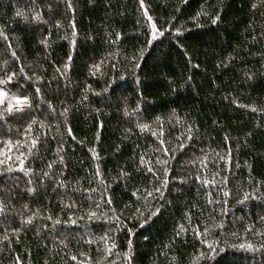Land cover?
<instances>
[{"label": "trees", "instance_id": "obj_1", "mask_svg": "<svg viewBox=\"0 0 264 264\" xmlns=\"http://www.w3.org/2000/svg\"><path fill=\"white\" fill-rule=\"evenodd\" d=\"M0 90V264H264V0H0Z\"/></svg>", "mask_w": 264, "mask_h": 264}, {"label": "snow or ice", "instance_id": "obj_2", "mask_svg": "<svg viewBox=\"0 0 264 264\" xmlns=\"http://www.w3.org/2000/svg\"><path fill=\"white\" fill-rule=\"evenodd\" d=\"M17 15H21V13H17ZM33 19H40V15L39 13H37V15L35 17H33ZM7 97V93L3 92L2 90H0V98H6ZM4 103V99H0V104ZM22 106H27V98H16V106H15V111H21L22 110ZM6 112H12L13 111V106L11 104H9L6 108H5Z\"/></svg>", "mask_w": 264, "mask_h": 264}]
</instances>
